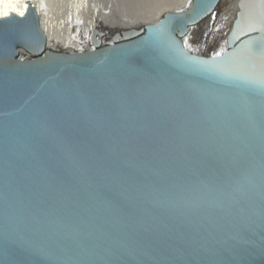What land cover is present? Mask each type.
Returning <instances> with one entry per match:
<instances>
[{"label": "water", "instance_id": "obj_1", "mask_svg": "<svg viewBox=\"0 0 264 264\" xmlns=\"http://www.w3.org/2000/svg\"><path fill=\"white\" fill-rule=\"evenodd\" d=\"M220 1L82 51L0 18V264H264V0L192 50Z\"/></svg>", "mask_w": 264, "mask_h": 264}, {"label": "bare ground", "instance_id": "obj_2", "mask_svg": "<svg viewBox=\"0 0 264 264\" xmlns=\"http://www.w3.org/2000/svg\"><path fill=\"white\" fill-rule=\"evenodd\" d=\"M191 0H0V18L23 15L29 5L52 46L82 51L90 46L93 30L109 33L140 28L167 11L186 9ZM239 0H221L215 10L195 25L187 43L196 52L219 53L238 9Z\"/></svg>", "mask_w": 264, "mask_h": 264}]
</instances>
